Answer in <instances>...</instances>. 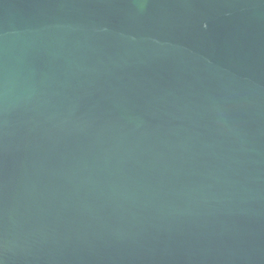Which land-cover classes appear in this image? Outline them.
<instances>
[{
    "label": "water",
    "instance_id": "water-1",
    "mask_svg": "<svg viewBox=\"0 0 264 264\" xmlns=\"http://www.w3.org/2000/svg\"><path fill=\"white\" fill-rule=\"evenodd\" d=\"M0 264H264V0H0Z\"/></svg>",
    "mask_w": 264,
    "mask_h": 264
}]
</instances>
